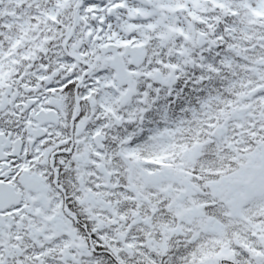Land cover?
Segmentation results:
<instances>
[{
    "label": "snow or ice",
    "instance_id": "1",
    "mask_svg": "<svg viewBox=\"0 0 264 264\" xmlns=\"http://www.w3.org/2000/svg\"><path fill=\"white\" fill-rule=\"evenodd\" d=\"M0 264H264V0H0Z\"/></svg>",
    "mask_w": 264,
    "mask_h": 264
}]
</instances>
